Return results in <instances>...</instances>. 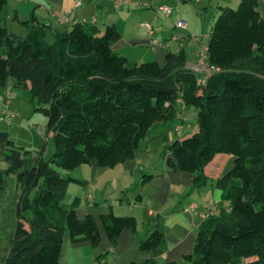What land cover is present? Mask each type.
Returning <instances> with one entry per match:
<instances>
[{
    "label": "trees",
    "instance_id": "16d2710c",
    "mask_svg": "<svg viewBox=\"0 0 264 264\" xmlns=\"http://www.w3.org/2000/svg\"><path fill=\"white\" fill-rule=\"evenodd\" d=\"M6 4L0 0V12ZM258 5L239 0L236 7L218 6L206 55L219 70L204 84L186 68L184 48L168 50L162 63H130L112 48L121 37L113 23L74 22L53 30L51 39L50 26L34 16L20 20L25 35L0 24V86L11 79L29 89L54 145L46 159L43 148L16 145L0 129V192L8 174L18 187L14 231L0 264H58L66 231L71 243L97 245L94 215L77 216V196L64 202L69 183L84 180L57 168L111 167L133 158L155 123L176 116L178 98L195 108L197 130L168 144L167 165L189 172L197 187L216 154H230L233 162L214 180L221 191L218 214L202 219L190 253L165 264H264V19ZM151 176L144 174L141 183ZM99 220L112 243L124 228L136 231L133 215L111 207ZM163 240L156 228L139 248L152 251ZM126 264L159 263L147 256Z\"/></svg>",
    "mask_w": 264,
    "mask_h": 264
},
{
    "label": "crops",
    "instance_id": "0c3cea01",
    "mask_svg": "<svg viewBox=\"0 0 264 264\" xmlns=\"http://www.w3.org/2000/svg\"><path fill=\"white\" fill-rule=\"evenodd\" d=\"M232 1L235 0H230L229 3ZM141 2L144 1L131 0L129 3L124 4L127 5L126 8L121 9L122 6H120L119 9L117 8L118 10L113 11V0H80L78 5L74 4L75 0H13V9L19 20H28L34 16L36 21L49 25L50 31L47 33V37L52 36L53 30L65 29L74 22L93 21L100 28H103L107 23H113L118 28L121 37L112 44V48L126 57L130 56L133 47L137 49L136 45H149L150 38H155L160 43L163 42L157 46L150 44L152 48L150 55L158 62H163L164 55L168 50L177 51L180 48L187 49L190 60L198 47L196 45L197 40L191 41L187 37L191 34L198 36L197 34L201 33L202 25L198 23L189 25L187 23L184 29L175 28L170 32L169 40L165 31H161L162 39H159L155 35L157 30L153 26L152 33L149 34L143 22L131 21V14L133 10L135 11V5L143 6ZM258 3V9L264 19V0H258ZM160 4L161 2L158 0V5ZM22 5L27 6L28 10H22ZM70 14H72V17L69 21L61 22L58 20V15L67 16ZM169 25L171 27L175 26L171 22L164 29L169 28ZM209 29L204 34V44H206ZM168 31H170V28ZM26 33L27 27L24 26L20 35ZM175 36L182 38H174ZM147 54L148 52L145 56ZM10 82L12 83L11 79L8 84ZM2 96L3 94L0 92V117L6 105ZM177 108L180 112V101H178ZM183 109L185 111L186 107L182 108V112ZM182 114L183 119L178 116L174 117L177 120L174 123V128L176 124H182L181 134L185 128H190L187 115ZM164 123H155L150 131L155 129L156 132L160 131L162 135L166 131L164 130ZM0 124L5 125L6 123L0 120ZM196 130L197 124L192 127L190 132L193 133ZM169 133V135L163 134L162 138L158 137L157 134H149L140 141L133 158L126 159L114 166L99 167L95 164H89L87 174L79 178L84 180L82 185L86 188H95V199L93 198L94 194L89 190L84 195L81 192L78 196L79 202L76 207V214L78 217H83L86 213L94 215L100 241L97 245H91L88 241L70 242L69 244L67 240H64L58 264H96L97 262L99 264H126L129 261L140 263L147 256L153 257L159 264H165L171 260L181 261L184 254L191 252L195 235L202 223V204L208 199H213L220 205L221 191L215 187L214 180L227 170L225 168L233 162V156L222 153L216 154L204 166L203 171L207 178L206 182L196 187L192 184L189 172L174 170L167 165L166 158L170 154L167 146L176 137L175 135V137L172 136L171 132ZM180 135H177V137L185 136ZM155 136L157 137L154 138ZM157 149L163 151L162 156H160V153H155ZM144 174H151L152 176L145 183H141ZM4 179V189L0 192V195L15 199L18 187L14 175L8 174ZM89 194L91 195L90 199H88ZM137 194L140 196H137ZM110 207L115 214H129L136 218V231L124 228L114 243L107 238L99 220V215ZM156 228L163 232V242L152 251L140 249V241ZM2 230L3 228L0 226V232ZM8 248L9 245L7 247L2 245L0 235V260L5 256ZM67 254L73 255V260L63 262ZM74 254L79 260H74Z\"/></svg>",
    "mask_w": 264,
    "mask_h": 264
},
{
    "label": "rangeland",
    "instance_id": "374dc122",
    "mask_svg": "<svg viewBox=\"0 0 264 264\" xmlns=\"http://www.w3.org/2000/svg\"><path fill=\"white\" fill-rule=\"evenodd\" d=\"M84 1H90V0H84ZM133 1V0H132ZM138 1V0H134ZM142 1V0H139ZM147 5H135V11L133 10L131 14V21H140V22H146L150 24V26H153L154 29L157 30L155 33L156 37L161 38V31H165L166 37L169 40V35H171V31H173L175 28H178L176 26L171 27L169 25L170 31H168L169 28L164 29V27L171 22H175L177 18H181L186 21V23L196 25L201 24L202 30L200 34H197V47H201L204 44V34L207 33L209 26L213 23L216 15L219 12L218 6H229V7H236L239 0H235L229 3L230 0H159L161 4H166L171 7L172 12L169 16H165L158 8V0H143ZM26 2V1H25ZM23 4V3H22ZM124 5V4H123ZM121 7L126 8L127 5H124ZM29 6V4H27ZM25 5L21 6L22 10H28V7ZM138 6V7H136ZM206 7V8H205ZM13 0H7V4L3 8V10L0 12V24L3 25L8 29V31L13 32L15 34L20 35V33L24 29V25L21 23V21L14 17L15 10ZM119 9V8H118ZM117 8H113L112 10H118ZM116 12V11H115ZM99 21V20H98ZM137 21V22H138ZM88 22V21H87ZM110 24V23H107ZM160 35V36H159ZM49 39L52 38V36H48ZM158 40V39H157ZM159 41V40H158ZM162 41V40H160ZM206 42V41H205ZM163 43V42H161ZM137 49L133 47L132 51L130 52V56L128 57V60L130 63H133L135 61H148V60H154L153 56L150 55L152 48L149 45H136ZM173 49V48H171ZM187 51V49H186ZM146 52H148L147 56H145ZM189 54V53H187ZM144 57H152V58H144ZM139 60H136V59ZM147 59V60H145ZM189 70V69H188ZM9 86V88H8ZM0 92L3 94V101H7V107L9 110H12L16 115L13 116L10 119V122L8 124L2 125L0 124V129L7 130L10 137L14 141L16 145H24L25 148L30 150H37L40 148H43V155L46 159H48L53 152L54 145L51 137V132L46 131V121L47 117L39 110L35 109L37 106L35 100L32 98L31 93L27 87H21L16 86L11 83H7V86H0ZM2 99V98H1ZM180 108V107H179ZM183 113L187 115V121L190 124V128H185L184 131L181 133H177L174 131V123L177 121L175 118L168 120L164 123V130H166L163 134L169 135L171 132L172 136L180 135H186L191 134L192 127L196 124V110L192 105H189L186 107L185 111L183 109ZM3 115V112L1 116ZM1 120V119H0ZM177 125V124H176ZM162 128V126H160ZM191 129V130H190ZM149 134H157L158 137L162 138L161 132H156V130L149 131ZM155 136L154 138H156ZM174 136V137H175ZM175 137V138H176ZM160 140V139H159ZM157 149L155 153H160V156H162L163 151ZM153 153V152H152ZM154 154V153H153ZM226 154L227 153H222ZM4 160L0 158V167L4 165ZM232 163H230L231 166ZM53 167H55L54 164H52ZM89 164H81L73 169H62L57 168L60 175H72L77 177H84L83 175L87 174V168ZM230 166H226L225 170L228 169ZM7 176V175H6ZM83 184V183H82ZM78 184V183H69V187L67 188V192L64 198V202L70 203L71 200L75 196H80V193L92 192L94 194L95 188H86L84 185ZM109 187V185H107ZM96 194L93 195V198ZM95 199V198H94ZM97 199V197H96ZM113 199V198H109ZM114 198L113 200H115ZM15 199L10 196L4 197V195H0V226H2L3 230L0 232V235L2 237V245L8 246L9 241L11 238V235L14 230V224H15V213H14V205ZM64 240H67V242L70 244L69 234L68 231H66ZM62 242V245L63 246ZM69 249V248H68ZM62 251V247H61ZM70 258V259H69ZM67 260H73V255H66L63 259L64 261ZM74 260H79L76 258V255L74 254Z\"/></svg>",
    "mask_w": 264,
    "mask_h": 264
},
{
    "label": "built area",
    "instance_id": "2783aa9c",
    "mask_svg": "<svg viewBox=\"0 0 264 264\" xmlns=\"http://www.w3.org/2000/svg\"><path fill=\"white\" fill-rule=\"evenodd\" d=\"M131 0H113V6L114 8H119L120 6H122L123 4L129 3ZM75 5L80 4V0H75ZM141 4L146 5L147 3L145 2H141ZM157 8L165 15V16H169L172 12V9L170 6L166 5V4H160L157 6ZM72 17V14L67 15V16H60L58 15V20L61 22H67L70 20V18ZM175 26L181 29L186 28V21L178 18L175 20L174 22ZM143 25L147 28L149 34L152 33V26H150V24L143 22ZM174 38H182V37H178L175 36ZM188 40L191 41H196L198 38L196 35L191 34L190 36L187 37ZM149 44H151L152 46H157V45H161V43L156 40L155 38H150ZM186 68L189 69L190 71L194 72L196 74V83L197 84H204V82L206 81V79L211 76L213 73L217 72L219 70L218 67H215L214 65L210 64L207 60V55H206V44H203L201 47H198V49L193 53V56L191 57L190 60H188L187 64H186ZM177 101L181 102V110L180 112L178 111L176 116H178L180 119H183V112H182V108L184 107V103L183 100L178 98ZM7 104V101H6ZM16 114L12 111L9 110L7 105H5L4 109H3V115L0 117V119L2 121H4L6 124H8L10 122V119L15 116ZM174 130L177 133H181L182 130V124H177L175 125ZM91 198V195H88V199ZM202 211H201V218L205 219L208 218L209 216L212 215H216L219 212V206L218 204L213 200V199H208L206 201H204V203L202 204ZM96 264H99V262H97Z\"/></svg>",
    "mask_w": 264,
    "mask_h": 264
}]
</instances>
